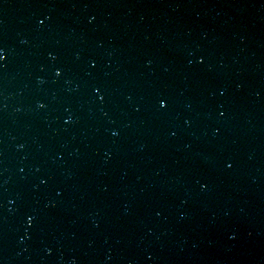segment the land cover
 Masks as SVG:
<instances>
[{
    "label": "water",
    "instance_id": "water-1",
    "mask_svg": "<svg viewBox=\"0 0 264 264\" xmlns=\"http://www.w3.org/2000/svg\"><path fill=\"white\" fill-rule=\"evenodd\" d=\"M0 264H264V0H0Z\"/></svg>",
    "mask_w": 264,
    "mask_h": 264
}]
</instances>
